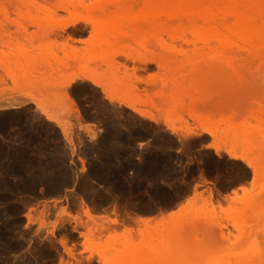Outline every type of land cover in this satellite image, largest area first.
Instances as JSON below:
<instances>
[{"label": "rangeland", "instance_id": "374dc122", "mask_svg": "<svg viewBox=\"0 0 264 264\" xmlns=\"http://www.w3.org/2000/svg\"><path fill=\"white\" fill-rule=\"evenodd\" d=\"M25 1L0 0V104L22 102L0 106L22 115L0 142L33 149L18 168L0 154V210L22 205L0 264H264V57L160 44L145 0Z\"/></svg>", "mask_w": 264, "mask_h": 264}, {"label": "bare ground", "instance_id": "6f19581e", "mask_svg": "<svg viewBox=\"0 0 264 264\" xmlns=\"http://www.w3.org/2000/svg\"><path fill=\"white\" fill-rule=\"evenodd\" d=\"M68 1H70V2H68ZM68 1H66V3L64 2L62 4V6L64 5V7H67V5H68L71 7L73 5V2L71 0H68ZM25 2H27V1L24 0L23 3H25ZM144 2L145 3H143V7L146 6V10H147V12L145 13L146 15L144 14V16H143L144 20L147 21V24H149L151 27H154L158 30V33H159L158 36L160 35L158 41H160V44L165 43L164 37H166L167 39H170V40H178L179 39V40H183L184 42L201 43L203 46H206L208 48L209 47L213 48L214 46H216V47L218 46V47H221L223 50H225L226 48L235 47L237 49V51L242 52V54L246 53L248 56L253 55V56H257V57H264V0H145ZM28 3H29V1H28ZM31 4H33V3H31ZM28 6H30V4H28ZM1 8H3V6ZM4 11L6 12V9ZM120 19H121V17H119V18L116 17L115 19H113L114 21L112 20L109 24H107L109 21L108 22L106 21V25L104 24L105 28L106 29L111 28V30L112 29H119V27L122 25V21L124 20V19L123 20L122 19L120 20ZM78 22L79 23H87V24L91 23L92 27L95 26V23L92 21L89 22V21L84 20L82 22L80 20H72V21H69L68 23H66L64 25L63 29H65L66 27H74L75 25L78 24ZM188 30L190 31V38L189 39L186 38V33ZM156 37H157V35H156ZM76 78H78V76L77 77L74 76V77L69 78L68 83L74 82ZM83 78L89 79L92 83H94L96 85L98 84V82L95 79H91L90 77H84V76H83ZM107 96L110 99L112 97V95L109 92L107 93ZM21 103H16V102L13 103L11 101L8 104H5V105L2 104L3 106L0 104V106H2V109L6 110V111L7 110H9V111L13 110L14 111L15 109H17L18 106H20ZM45 115L47 116L48 119H51L47 113H45ZM21 118H22L21 114L14 115V114L10 113V114H6V115H1L0 116V131L1 130H7L8 126L20 122ZM14 145L15 144H13L12 142H9V141H7L6 144H1V142H0V152H1L0 154H2V156L4 158L3 160H6L7 163H10V162L14 163L13 166H16L18 168L19 166H21V161L23 160L24 154L27 152H30L31 150L33 151V149L31 146L29 147V144L23 143L20 145L16 144V146H14ZM216 150H217V148H216ZM229 156L232 157V159L233 158H239V157H237V155L234 152L233 153L229 152ZM251 162L248 161L247 164L252 168V176L255 177L258 175V170H257V168L254 167V165ZM13 171H15V170L13 169ZM22 180H23L22 183L24 186H27L28 184L33 183V181L32 182L30 181V178L26 179L24 177ZM62 182H64V181H62ZM64 183H66V182H64ZM58 189H54V191H58ZM234 192H235V190H234ZM200 194H202V193L200 192ZM213 194H214V190L211 191L212 197H213ZM199 196H200L199 194L194 192L192 195L193 201L198 199ZM217 196H216V198H217ZM11 197H12V195L8 196L7 194H4L3 192L0 194V199L5 200V201L6 200L10 201L9 199H11ZM192 199H191V201H192ZM24 200H25V198H24ZM82 205H84V204L82 203ZM84 206H85V209L83 210V216L86 218L85 221L96 222V220L106 219L105 216L102 217V216L98 215L99 216L98 217V216H96V214L94 215L93 212L91 214V212L89 211L91 209H88L86 207V205H84ZM20 209H22V205H20V204L17 206L16 205L9 206V207L6 206L3 208V210H0V218H2L1 216L5 215V214L17 213ZM242 214L243 213H240V214H238V216L241 217V218H239L240 220L243 219L242 222L244 223L245 217ZM64 215H66V217L69 218V221L71 219L72 222L74 221L77 224L84 225L85 221L81 220L80 216L78 217L76 215H72L71 212L69 213L67 211L64 212ZM27 219L29 222H31L29 215H27ZM115 219L111 220V223L114 226L118 224L117 220H115ZM136 219H135V222H136ZM127 220L130 221L129 219H127ZM139 221L142 222L141 220H139ZM85 223H87V222H85ZM97 223H96V226L98 225ZM99 223H102V222H99ZM124 223H126V221ZM239 224H238V226H239ZM243 225H245V223ZM96 226L94 227V229L96 228ZM103 227H105V225L99 224L100 229ZM119 227H120V225H119ZM239 227H238V229H239ZM245 227H246V225L244 226V228ZM12 229H13V227H12L11 223L4 224V228L1 229L0 242L3 243L2 245L6 246V247L4 246L5 248L1 249L3 251V253L0 250L3 255L6 254V253H4V252H6L5 249H7L9 246L16 248L18 245L15 243H9V240L6 237V234H4L6 231L11 232ZM94 229L92 228V224H91V228L88 229V233L92 234L94 232ZM245 229H244V231H245ZM242 230H243V228H242ZM166 233L168 234V236L169 235L175 236L176 235V229L173 228V229H169V231L161 232L162 236ZM85 234H87V233H85ZM86 241H87V239H86ZM6 243L9 245H7ZM59 244L62 247L63 251L65 253H67L70 257L73 258V249L71 248V246H69L67 244L66 238H65V240L59 241ZM86 249H87V247L85 246L84 251ZM190 259H191V257H190ZM130 260H132V259H130ZM185 260L186 261H182V262L173 261V263L174 264H191L194 259H192V262L189 259H185ZM187 260H189V261H187ZM126 261H128V260H126ZM194 262H195V260H194ZM261 262H264V260ZM105 263H107V261H105ZM143 263H144V261H143ZM116 264H125V263L123 261H117ZM127 264H129V263H127ZM200 264H201V262H200ZM243 264H249V263H243Z\"/></svg>", "mask_w": 264, "mask_h": 264}]
</instances>
